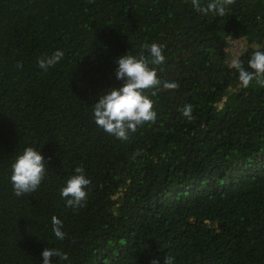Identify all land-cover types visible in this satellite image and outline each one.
<instances>
[{
	"label": "trees",
	"instance_id": "trees-1",
	"mask_svg": "<svg viewBox=\"0 0 264 264\" xmlns=\"http://www.w3.org/2000/svg\"><path fill=\"white\" fill-rule=\"evenodd\" d=\"M152 43L165 61L149 66L179 87L146 93L155 123L117 140L92 105L122 86L117 58ZM256 51L264 0H235L223 17L191 0H0V264H43L45 248L67 254L52 264H264V87L242 88L231 67ZM26 147L47 172L17 197L11 166ZM81 165L91 185L72 209L60 192Z\"/></svg>",
	"mask_w": 264,
	"mask_h": 264
},
{
	"label": "clouds",
	"instance_id": "clouds-1",
	"mask_svg": "<svg viewBox=\"0 0 264 264\" xmlns=\"http://www.w3.org/2000/svg\"><path fill=\"white\" fill-rule=\"evenodd\" d=\"M191 2L193 9L203 15L213 13L223 17L235 0H211L206 6H201L200 0H191ZM143 48L147 55L141 53L139 56H134L128 53L117 58L115 63L118 67L115 71V78L123 82L122 86L100 94L92 105L95 124L120 141H127L130 134L135 133L144 124L155 123L157 113L154 110V101L146 93L151 92L152 96H156L157 91L154 89L175 90L179 87L176 82H161L156 68L149 66V56L152 65L164 63V46L152 43L143 45ZM63 55L62 51H55L51 56L40 58L37 61L38 66L47 71L48 68L55 66ZM17 67H22V64L18 63ZM231 67L238 73V81L242 88L249 87L254 80L264 87V51H256L252 54L248 61V69H245L238 58L232 60ZM180 111L187 120L194 119L192 105H185ZM139 154L137 151L134 155ZM11 168L10 181L13 193L17 197L37 191L47 172L43 155L33 147H26L22 154L16 157ZM74 173L66 181L60 195L62 199L66 200L67 207L79 209L86 205L87 189L91 185V181L87 178L82 165L77 166ZM51 223L55 237L59 240L65 239L66 234L62 230V221L53 216ZM41 255L43 264H52L54 257H58L60 260L68 259L66 253L57 249L45 248ZM151 264H159V261L153 259ZM163 264H174L173 257L167 256Z\"/></svg>",
	"mask_w": 264,
	"mask_h": 264
},
{
	"label": "rangeland",
	"instance_id": "rangeland-1",
	"mask_svg": "<svg viewBox=\"0 0 264 264\" xmlns=\"http://www.w3.org/2000/svg\"><path fill=\"white\" fill-rule=\"evenodd\" d=\"M239 49H240V45H235V46H232V48L230 49L229 48V50H231L233 53H235V51H239Z\"/></svg>",
	"mask_w": 264,
	"mask_h": 264
}]
</instances>
